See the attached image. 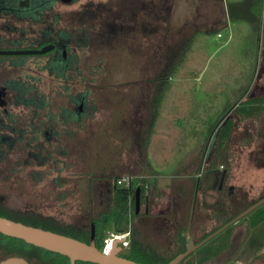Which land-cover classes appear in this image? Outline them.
<instances>
[{
  "label": "rangeland",
  "instance_id": "obj_1",
  "mask_svg": "<svg viewBox=\"0 0 264 264\" xmlns=\"http://www.w3.org/2000/svg\"><path fill=\"white\" fill-rule=\"evenodd\" d=\"M234 1L224 0L228 25H221L226 18L223 0H81L59 6L57 11L66 15L63 25L78 27L82 18V28H90L92 22L98 31L102 19H91L88 3L114 2L125 7L121 21L125 30L119 29L118 36H106L99 44L92 38L95 43L81 61L80 82L69 91H87L98 108L92 116L81 119L80 125H67L75 129V137H51L49 142L44 137L46 128L63 129L62 107L74 108L60 81L37 69L46 58L30 57L20 64V57H0V82L8 78L29 81L48 99L38 116L23 111L21 105L0 107V132L13 139L22 136L14 148L3 146L6 154L0 160V204L23 214L52 216L65 225L89 228L92 216L111 205L110 182L116 181L109 177L111 168L128 150H143L135 142L144 131L150 132L143 165L148 171L175 179L194 168L196 180L212 186L216 178L226 175L233 186L234 201L226 196L229 207L223 215L215 217L216 210L209 212L204 207L196 214L198 226L209 216L206 229L212 230L237 215L235 209L244 206L247 198L264 194V104L255 115H245L255 100L252 98L264 97V91L255 90L256 85L264 84V16L262 5H257L251 10L257 20H245L249 5L245 0L246 7L239 9ZM17 25L19 32L27 26ZM4 31L11 38L18 34ZM10 113L17 114L12 124L17 126L16 132L10 130ZM38 145H44L42 155L49 157L43 165L35 157L29 158L30 151L39 152ZM26 158L33 163L25 164ZM102 179L108 180V191L100 186ZM203 188L201 193H207ZM170 203L176 205L175 217L184 215L180 197H171ZM154 205L158 210L157 202ZM254 211L248 214V221L250 217L255 220ZM144 227L139 233H145L140 241L146 247L164 257L177 251L170 243L177 229L173 227L167 235L155 227ZM111 231H115L112 225L107 234ZM256 233L254 228H247L246 236L259 241L264 233ZM156 237L166 242L155 243ZM205 250L211 249L205 246ZM253 253L246 248L238 262L249 264ZM120 255L141 259L131 247ZM253 262L264 264V255ZM32 264L42 263L34 258Z\"/></svg>",
  "mask_w": 264,
  "mask_h": 264
},
{
  "label": "flooded vegetation",
  "instance_id": "obj_2",
  "mask_svg": "<svg viewBox=\"0 0 264 264\" xmlns=\"http://www.w3.org/2000/svg\"><path fill=\"white\" fill-rule=\"evenodd\" d=\"M80 1L81 0H0V50H41L45 47H50L49 50L40 54H0V57H20L22 58L20 64H23L25 59L30 57L46 58V62L43 64V66L37 69L41 70L42 72L46 71L48 75L58 79L60 81L59 85H62V90L67 91L70 95L69 103L74 106L73 109L65 106L62 107L61 116L64 120L62 130H60V126L59 128L57 126V128L50 127L45 129L44 137L46 138L47 142L50 141L51 137H75V129L73 130L70 127L68 128L67 125L70 123H77V125H80L81 119L85 118L86 116H92L93 113L97 111L98 108L89 100L90 95L87 91L73 94L69 91L71 87L75 86L80 80L79 74L81 75L82 72L81 61L83 58H86L85 54L87 51L92 49V43H95V40H97V43L101 40L104 42L106 36H112L114 38L118 36L117 33L119 29L122 31L125 30V25L122 24L125 18V7L120 3L114 4V2H99L96 4L93 2L88 3V6L91 7L89 13L91 19L93 21L99 17L102 19V23H100L101 29H99V31L93 27L92 22L90 28H82V23L85 21L82 20V18H79L78 27L75 24L63 25L62 21L65 20L66 15H62L59 11H57L59 9L58 7L77 4ZM114 10L117 11L115 14H113ZM105 12H107L106 17H103L105 16ZM108 12H110V14H108ZM111 14L113 16L116 14L121 15V18L112 17L114 19L113 20L110 18L112 16ZM73 18H75V16H73ZM75 21L76 20L73 22ZM18 23H24L27 26L19 32L20 29L17 25ZM36 27H39L37 31ZM4 30H11L13 33L15 32L18 34L11 38L10 36L6 35ZM2 31H4V33H2ZM92 38L96 39L92 40ZM24 41H27L28 43L24 45ZM18 44L20 46L14 47V45ZM104 47L105 46L101 45L100 48L104 49ZM98 68L99 66H96V69ZM32 76L33 75H31V78L36 80L41 79V76ZM255 90H257V92H263L264 84L256 85ZM47 100L48 99L45 93L40 92L39 87L34 83H30L29 81L8 78L0 82L1 109L12 103L11 105L14 104V108H18V106L21 105L23 111L31 112L32 114L34 113V116H38V110L45 109L47 107ZM5 110H7V108H5ZM10 115L12 117V119H10V130H12V132H16L17 126L12 124L15 121L14 118H16L17 114L10 113ZM28 130V128L24 129L21 131V133H26ZM21 137L19 136L17 139H13L12 135L8 136L5 135V133L0 132V151L4 152V144H8L10 149L14 148L16 144L18 145L20 142ZM43 146L38 145L36 147L39 149L38 153L34 151H30L29 153V158L35 157V159L38 160L39 165H43L44 160L49 158L48 156L43 157ZM24 163L30 165L33 162L26 158ZM56 180L58 181L59 179L56 178ZM102 180H100V182H102L100 183V186H107V184L109 185V183H107V179H104L103 181ZM227 180L228 179L226 175H223L216 178L213 184H211L212 186L207 185L208 181H205L206 184L201 186L204 187L203 189H206L207 192L203 194L206 198L203 200V206L207 208L209 212H214V210H216L215 217L222 216L224 213L223 211L228 209L229 206L225 203L226 196L231 200L233 197H235L233 186L228 184ZM110 184H113V182L111 181ZM209 191L213 192L214 194L209 193ZM101 194L102 193H100V195ZM233 201L234 200H232V202ZM154 203L156 202L151 197L146 199L144 196L141 197V213L149 217L146 226L155 227L154 229H159L161 231H170L174 227L177 229V232H179L181 230V225L179 224V220H176L173 215L176 214V205L174 207L173 205L171 206L169 201L164 204L162 208L160 207L158 210H156V204L154 205ZM162 214H171L173 219H163L161 218ZM195 215V212L192 211L190 223L187 229L188 241L185 244V250L183 252H185L189 246L190 234L194 240V244L198 245L237 216L235 215L233 218L226 220L220 226L213 228L212 230L208 231L207 234L202 235L201 238L196 239L194 231L196 229L205 231L211 220H209V216H206V218L198 226L195 225ZM245 217L229 226L221 233L217 234L214 238L207 241L202 246L194 249L192 253L184 258L179 264H224L227 261L237 262L246 248H250V251L252 252L254 248H252V246L250 247V245L242 251L237 246L238 240L244 234V230L241 228L242 224L238 226L237 224L238 222L245 220ZM225 233L227 234L224 237ZM223 237L226 240L223 243H213V240L215 239H220L222 241ZM132 246L133 242L130 244L131 248ZM205 246L211 250L206 251ZM252 260L253 257L251 256L250 261Z\"/></svg>",
  "mask_w": 264,
  "mask_h": 264
},
{
  "label": "crops",
  "instance_id": "obj_3",
  "mask_svg": "<svg viewBox=\"0 0 264 264\" xmlns=\"http://www.w3.org/2000/svg\"><path fill=\"white\" fill-rule=\"evenodd\" d=\"M245 0H235L233 3L235 4V6L239 9L240 6H245L244 4ZM263 1V4H261ZM246 3L249 5V7H246V16H244L245 20H249L251 21L253 20H257V18L255 17L253 11L251 10H255L257 9V5H259L258 8H260V5H262L261 9H262V16H264V0H246ZM223 6L225 9V15L226 18H224L223 23L221 25H228V19H227V14H226V7H225V3L223 0ZM262 16H261V20H262ZM153 125V123H152ZM150 132L149 131H144L143 133H141L140 136H138V141L135 142V144H138L139 147H142V151H137V152H130L129 150L125 153L123 159L121 160V162L118 164V162L116 163L115 166H113L110 170V176L109 177H114L117 178L118 176L121 175H126V174H134V175H142L144 177H146L147 179V185L148 187L145 188L144 190V198H154L155 200H157V204H158V208H162V206H164V204H166V202L170 201L171 197H180V202L182 203V208H183V214L180 217H175L174 218L176 220H179V224L181 225V230L179 232H177V235H174V239L172 242V249L175 250H180L181 248H183L184 246V241L187 242L188 241V236H187V232L185 233L184 231V226H185V222H187V226L190 223V217H191V213L192 211L195 212V214H199L201 211L203 212L204 210V206H203V194L201 193V186H203V184L205 181H200V180H196L194 177V168L192 169H188L185 170V172H183V174L180 175V178H171L169 176H162L160 174H157V172H150L147 169H145L143 166L144 165V159H145V153H146V147L149 144V138H150ZM133 143V142H132ZM145 152V153H144ZM115 173V174H113ZM104 187V190L107 188H105L106 186H102ZM112 187V184H111ZM262 191L264 192V189H262ZM111 195H112V189L110 188ZM108 192V193H109ZM262 192V193H263ZM264 197V194L260 193V196H258V198H252V199H246V204L244 206H240L238 205L236 213H241L242 211H244L245 209H247L249 206L253 205L255 202L259 201L261 198ZM253 200V203L250 204V202ZM142 208V207H141ZM234 210V211H235ZM142 210H140L136 217L133 220V227L134 230L132 231L131 234V242H133V239L135 238V240L140 243H142L140 241L141 236H143L145 233H142V235L140 236V233L138 232L139 229L142 227L145 229V225L147 224L149 217L146 216L145 214L141 213ZM190 211V216L189 218L186 217V214ZM233 211V210H232ZM231 211V212H232ZM255 215L256 218L255 220L250 217L249 221L246 219L249 215H247L245 217V221L242 223V229L244 230V234L240 237V239L237 242V246L238 248L242 251L243 249H245L246 247H248L250 245V247L252 246V248H254V253L251 255L253 257V260L250 261L249 264H257L256 262L254 263L253 261L258 260L260 257H262L264 255V236L259 239V241H254L251 240V238L247 237V228L251 229H255V231L257 232L256 235L259 236V233H264V203L262 205H260L259 207H257L255 209ZM235 215V212H234ZM225 217L227 218V216L225 215ZM163 219H173L171 214H162ZM196 218V215H195ZM252 222V223H251ZM198 225V224H195ZM136 229L138 231H136ZM143 230V229H142ZM164 233L168 234V230H162ZM167 231V232H166ZM210 231V229H206L205 231H201L200 229H196L194 231L195 237L196 239H199L202 237V235L207 234V232ZM143 232V231H142ZM163 233V235H164ZM170 233V232H169ZM165 234V236H167ZM227 233L224 234V237L226 236ZM185 236V240L181 238V236ZM222 239V241L220 239H217L216 243L221 242L223 243L224 241H226L225 239ZM155 243H161L164 244L166 242V239H161L159 238H155L154 239ZM253 262V263H252ZM228 264H240L238 261L237 262H232L230 261Z\"/></svg>",
  "mask_w": 264,
  "mask_h": 264
},
{
  "label": "trees",
  "instance_id": "obj_4",
  "mask_svg": "<svg viewBox=\"0 0 264 264\" xmlns=\"http://www.w3.org/2000/svg\"><path fill=\"white\" fill-rule=\"evenodd\" d=\"M255 99L252 104H250V110L245 112L247 117H251L258 113L262 104H264V97L252 98ZM158 103V102H157ZM156 103V104H157ZM157 106V105H156ZM237 109V108H236ZM228 133L223 135L227 137ZM6 153L0 151V160H3ZM116 179V178H115ZM147 179L143 181H135L131 187H124L118 185L116 181L112 184V200L109 208L101 211L98 214H94L91 218V224H95V241L96 246L100 249L103 245V240L107 235V230L110 225H112L117 232H124L129 230V228L134 230L133 220L137 215L135 199L136 190L140 188L141 197L144 195V190L146 188ZM121 186V187H119ZM0 215L5 216L16 221H21L26 224L34 225L37 227H42L44 229L52 230L61 234H65L84 242L89 243L91 238V225L89 228L83 226H77L73 224L65 225L55 217L44 216L41 214L33 213H20L14 211L10 207L4 204H0ZM30 220L34 222H30ZM136 231H138L136 229ZM139 232V231H138ZM183 237V238H182ZM185 240V236H181ZM185 244L180 250H177L170 257H164L160 255L154 248H148L143 243H140L133 239L132 252L133 254L140 253V258H134L132 256H126L132 260L144 263V264H166L174 259L177 255L185 250ZM18 255L25 257L31 264L32 259H37L42 264H71L69 257L40 248L25 242L22 239L6 236L0 233V261L9 256ZM150 260V261H149ZM152 260V261H151ZM149 261V262H148ZM76 264H96L92 262L77 261Z\"/></svg>",
  "mask_w": 264,
  "mask_h": 264
},
{
  "label": "water",
  "instance_id": "obj_5",
  "mask_svg": "<svg viewBox=\"0 0 264 264\" xmlns=\"http://www.w3.org/2000/svg\"><path fill=\"white\" fill-rule=\"evenodd\" d=\"M50 47H45L41 50H0V54H36L44 53L49 50ZM264 203V197L253 205L248 207L246 210L237 215L224 227L219 229L217 232L210 235L204 241L198 245L194 244V240L190 234V241L187 250L177 255L174 259L166 264H179L184 258H186L192 251L202 246L207 241L214 238L217 234L221 233L229 226L233 225L243 217L247 216L257 207ZM135 206L137 213L141 209V190L137 188ZM0 233L22 239L25 242L34 246L44 248L46 250L56 252L69 257L71 264H76L77 261L92 262L96 264H144L130 258L120 255L122 248L116 244L114 250L109 254L105 255L96 246L95 243V224L91 227V240L89 243L79 240L77 238L61 234L52 230L44 229L34 225L26 224L21 221L1 216L0 215ZM0 264H31L25 257L13 255L4 258L0 261Z\"/></svg>",
  "mask_w": 264,
  "mask_h": 264
},
{
  "label": "built area",
  "instance_id": "obj_6",
  "mask_svg": "<svg viewBox=\"0 0 264 264\" xmlns=\"http://www.w3.org/2000/svg\"><path fill=\"white\" fill-rule=\"evenodd\" d=\"M220 35V34H219ZM146 177L142 175H134V174H124L121 176H118L116 178V182L118 185H122L124 187H131L135 181H143ZM146 188L148 185H145ZM131 234L132 230L131 228L124 232H117V231H111L109 232L104 240L103 245L100 248L101 252L105 255H109L115 248L116 244L122 248H129L131 244Z\"/></svg>",
  "mask_w": 264,
  "mask_h": 264
}]
</instances>
